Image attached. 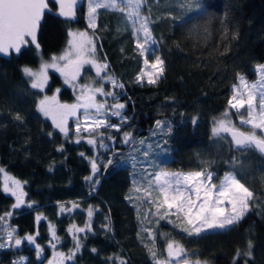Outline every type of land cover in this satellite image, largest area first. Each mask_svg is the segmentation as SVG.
I'll return each mask as SVG.
<instances>
[{"label":"trees","instance_id":"1","mask_svg":"<svg viewBox=\"0 0 264 264\" xmlns=\"http://www.w3.org/2000/svg\"><path fill=\"white\" fill-rule=\"evenodd\" d=\"M201 3L207 8L206 13L182 11L179 0H150L155 21L151 25L153 36L160 43L158 54L166 64L164 78L155 86L134 82L142 60L134 51L130 27L120 14L101 10L96 30L98 51L100 59L106 58L112 74L125 85L122 100L127 102L125 113L130 120L124 130L154 144L155 121L172 123L170 152L158 157L162 169L192 171L207 167L222 177L231 170L225 161L236 156L243 165L242 170L237 169L238 178L256 194L252 211L231 231L196 238L186 236L167 221L159 225L146 223L157 232L159 258L164 257L167 240L173 239L209 264H232L237 248L245 250L247 240L252 238L254 264H264V156L252 151L236 153L230 151L227 141L218 144L210 139L211 119L227 107L237 73L254 79L257 76L254 66L264 63V0H201ZM50 7L52 11L46 12L41 21L39 50L29 45L20 54L0 55V166L22 182L27 181L25 200L36 202L34 209L23 208L9 218V223L17 228L18 237L38 233L36 243L44 252L37 257L35 246L25 241L19 248L0 249V264H12L22 255L27 257L28 264H49L57 259L55 253H67L73 242L66 230L73 223L84 226L89 205L98 206L100 211L92 218L94 234L89 233L81 240L84 247L78 253L77 264H107V257L114 253H121L130 264H152L144 248L147 238L143 242L137 238L136 207L126 200L132 187V167L116 163L102 168L100 183L90 192L84 177L91 174V148L85 142L77 144L73 136L66 139L54 129L37 109L41 93L31 89L23 76L24 66L39 68L53 55L60 54L66 47L69 30L87 27L85 4L78 7L72 22L57 15L55 4L50 3ZM142 14H149L146 6ZM56 88H62V100H74L62 78L51 72L49 90ZM17 112L23 123L13 119ZM192 117H199L198 125L191 123ZM48 132L53 135L49 137ZM61 146L63 151H57ZM118 151L125 157L131 152L122 143ZM57 202L67 207L76 202L80 209L71 215H61ZM14 203L15 197L3 193L0 178V214L12 210ZM38 214L47 219L36 222ZM105 216L109 217L111 232L100 227ZM50 224L55 226L61 241L55 249L48 243L52 239ZM160 232L167 233V237H160Z\"/></svg>","mask_w":264,"mask_h":264},{"label":"snow or ice","instance_id":"2","mask_svg":"<svg viewBox=\"0 0 264 264\" xmlns=\"http://www.w3.org/2000/svg\"><path fill=\"white\" fill-rule=\"evenodd\" d=\"M51 4L57 6L56 13L64 18L65 22H72L77 17L78 6L83 0H0V54L5 56L12 53L20 54L22 48L33 45L37 50L40 44L37 33L41 26L42 18L46 11L51 12ZM147 7L148 15L142 14V8ZM179 8L182 11L201 10L207 12V8L201 0H179ZM101 10H108L120 14L123 21L129 25L131 35L135 39L134 51L142 60V66L135 76L136 84L157 85L165 73V59L160 53V43L153 36L151 25L155 21L151 17L150 0H87L86 20L87 27L84 30H69L66 47L60 55H53L51 63L45 62L39 66V70L24 66L22 73L29 81L31 89L43 92L48 84V69H54L64 77L66 84L77 88V81L84 70L85 65L95 69L99 86L96 82L79 85V95L76 103H60L55 95H44L37 102V109L44 117L51 118L54 129L67 139L73 135L69 127V119L74 122V135L77 144L87 143L97 150L90 160L91 174L84 177L88 183L90 192H94L96 185L100 183L101 169L114 166L117 160H130L133 169L132 187L126 200L136 207L139 230L137 238L143 242L146 237L148 243H144L152 264H208L207 261L191 259L196 253H189L182 244L173 239L166 243L167 257L159 258L157 249V232L146 226L153 222L159 225L161 221H167L174 228L180 229L188 237L202 238L207 233L227 232L236 228L241 221L252 211L256 194L241 182L237 169L243 168L236 156L230 161L229 171L222 177L207 167L192 171H165L160 167L158 157L170 152L168 141L173 132V125L168 120L155 121V131L152 136L157 137V142L144 146V139L137 140L132 132H123L119 142L131 147L128 157L123 153L113 151L110 144L116 142V134L125 126H129L130 117L125 114L127 102H119L123 95L125 85L118 81L112 73L108 72L109 64L104 59H97L98 17ZM176 19L178 17H171ZM226 19V13H225ZM91 30V32L89 31ZM127 30V29H126ZM162 40V36L160 38ZM257 73L255 81H249L245 75L237 73L236 83L231 85V95L227 100V107L219 116L211 119L210 139L216 143L227 141L230 151L236 153H248L250 151L264 156V63L254 66ZM110 84L113 90L106 91L105 85ZM57 92L60 89L56 90ZM104 98L98 101L97 97ZM113 101L109 103L106 98ZM238 119L235 123L232 117ZM117 118L113 123L111 118ZM13 119L23 123L22 116L17 112ZM191 123L198 125L199 117H192ZM248 130H243V129ZM49 137L53 132H48ZM99 149L106 153L102 157ZM158 150V151H156ZM63 151V146L57 149ZM84 156V153H80ZM103 159L99 164L98 160ZM0 178H2L3 193L15 197V203L10 211L0 214V249L19 248L24 241L35 246L36 256L40 257L44 248L36 243L38 233L27 234L18 237L17 228L9 223V218L19 213L23 208L34 209L35 201L26 202L25 185L27 181H21L12 176L0 166ZM214 182V181H217ZM60 214L71 215L80 209V204L72 202L70 207L57 202ZM147 204L149 208L141 214V205ZM154 209V210H153ZM87 211L88 220L83 227L70 224L67 233L71 236L73 247L67 253L57 252V259L50 260L49 264H77V256L84 245L82 238H87L89 233L94 234L92 218L100 211L98 206L89 205ZM174 218V219H173ZM47 219L43 214L35 216V221ZM105 232H111L109 217H104V223L100 225ZM52 239L48 241L53 249L61 243L54 225H49ZM81 234H84L83 237ZM160 237L166 238L167 233L160 232ZM91 251L96 252V249ZM254 242L249 238L246 249L237 248L232 257V264H254ZM12 264H28L27 258L21 257ZM107 264H130L129 260L121 253H114L107 257Z\"/></svg>","mask_w":264,"mask_h":264},{"label":"rangeland","instance_id":"3","mask_svg":"<svg viewBox=\"0 0 264 264\" xmlns=\"http://www.w3.org/2000/svg\"><path fill=\"white\" fill-rule=\"evenodd\" d=\"M86 9H87V0H86V2H85V15H86ZM86 24H87V20H86ZM75 30H76V29H75ZM77 30H79V29H77ZM81 30H84V29H81ZM89 31L91 32V30H89ZM61 53H62V52H61ZM61 53H60V54H61ZM60 54H58V55H60ZM97 59H99L101 62H104V61H102V60L100 59L99 51L97 52ZM48 63H51V60L48 61ZM32 69H33V68H32ZM33 70H39V68H35V69H33ZM51 72H55V73H57V74L62 78V80H63V84H64V87H67V88H69V89L72 91V93H73V95H74V100H73V101H65V100H62V99H61L60 94H61L62 88L52 89L51 91L49 90V84H50V79H51ZM108 72L112 73L110 69H108ZM246 78H247V77H246ZM247 79H248L249 81H255V80L257 79V76H256V78H254V79H249V78H247ZM97 81H98V78H97L96 75H95V69L92 68L90 65H85L84 70H82L81 75H80V77L78 78V81H77V88L74 89L71 85L65 83V81H64V77L60 74V72H57L56 70L50 68V69H48V84H47V86L45 87V89H44L43 92H40L39 90H38V91L41 93L40 99H42L44 95H47V96H53V95H55V96L57 97V99H60L63 103L72 104V103H76V96L79 95V91H78V89H79V85H81V84H86V83H93V82H96V83H95V86H99V83H98ZM57 89H60V91L57 92V91H56ZM48 90H49V91H48ZM105 90H106V91H110V90H113V89H112V86H111L110 84H106V85H105ZM40 99H39V100H40ZM103 99H104V98H102V97H99V96L97 97V100H98V101H102ZM106 99L108 100L109 103H112V102H113V101L111 100L110 97H108V98H106ZM119 102H121V103H125L126 101L122 100V98H121V100H120ZM41 114H42V113H41ZM125 114H126V113H125ZM42 115H43V114H42ZM45 118L48 119V120H50L51 123H52L51 118H48V117H45ZM232 119H233V121H234L235 123H237V125L239 126L237 117L233 116ZM111 120H112L113 123H117V122H118V121H117V118H115V117H112ZM69 127H70V129L73 131V135H72L73 138L76 139V137H75V135H74V122H73V120H72L71 118L69 119ZM123 128H124V127H123ZM123 128L121 129V132H120L119 134H116V133H115V130H112V131H113V134L117 136V140H116V142L110 144V147H112V150H113V151H117V152H119V151H118V145L121 144V143L119 142L120 137L122 136L123 132H129V131L124 130ZM243 130H248V129L245 128V129H243ZM133 135H134V134H133ZM134 137H135L137 140L142 139V138H140V137H139V138L136 137V136H134ZM155 138H157V137H155ZM144 140H146V139H144ZM151 142H152V140L147 139L146 144H145L144 146H141V147L146 148L148 144H151ZM86 144H87V143H86ZM122 144H123V143H122ZM89 147H90L91 150H92L93 157H94L95 155H97V150L93 149L91 146H89ZM128 147H129V149L131 150V147H130V146H128ZM98 151H99V154H100L102 157H104L105 155H111V153H106L104 149H99ZM156 151H157V150H156ZM93 157H92V158H93ZM98 163H99V164H102V163H103V159L98 160ZM117 163H118V164L120 163V164H123V165L126 164V165H128V166H131V162H130V160H119ZM163 170H165V171H179V170H167V169H163ZM214 182H217V183H218V181H214ZM142 208H143V206H141L140 210H142ZM148 208H149V205L146 206L145 208H143V210L145 211V210H147ZM153 210H154V209H153ZM144 211H143V212H144ZM173 219H174V218H173ZM152 223L156 224L154 218H153V222H152ZM152 223H151V224H152ZM170 225H172V224H170ZM172 226H173V225H172ZM179 230H180V229H179ZM181 232H182V231H181ZM20 238H22V237H20ZM176 241H177V240H176ZM24 242H25V241H24ZM24 242L22 243V245L24 244ZM177 242L180 243V244H182V243L179 242V241H177ZM22 245H21V246H22ZM21 246H20V247H21ZM186 249H187V248H186ZM188 251H189V250H188ZM189 253H192V252L189 251ZM163 256H164V257H162L161 259H165V258L167 257L166 250H165V254H164ZM21 257H25V258H27L26 256L22 255V256H20L19 258H17L16 260L20 259ZM190 258H191V259H197L198 257H197V256H191ZM208 264H209V263H208Z\"/></svg>","mask_w":264,"mask_h":264},{"label":"water","instance_id":"4","mask_svg":"<svg viewBox=\"0 0 264 264\" xmlns=\"http://www.w3.org/2000/svg\"><path fill=\"white\" fill-rule=\"evenodd\" d=\"M85 2H86V0H83V3L81 4V5H79L78 7H80V6H82V5H84L85 4ZM46 12H48V11H46ZM46 14V13H45ZM44 18V17H43ZM43 18H42V20H43ZM39 32H40V28H39V30H38V33H37V40H38V35H39ZM1 56H5L4 54H0ZM11 55V54H10ZM10 55H7L6 57H9Z\"/></svg>","mask_w":264,"mask_h":264},{"label":"flooded vegetation","instance_id":"5","mask_svg":"<svg viewBox=\"0 0 264 264\" xmlns=\"http://www.w3.org/2000/svg\"><path fill=\"white\" fill-rule=\"evenodd\" d=\"M60 103H63L60 99H57Z\"/></svg>","mask_w":264,"mask_h":264}]
</instances>
